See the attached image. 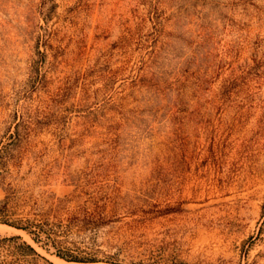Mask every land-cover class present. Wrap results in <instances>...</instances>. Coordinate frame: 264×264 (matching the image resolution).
<instances>
[{
    "label": "rangeland",
    "instance_id": "obj_1",
    "mask_svg": "<svg viewBox=\"0 0 264 264\" xmlns=\"http://www.w3.org/2000/svg\"><path fill=\"white\" fill-rule=\"evenodd\" d=\"M11 136L59 195L136 206L162 264H264V0H0Z\"/></svg>",
    "mask_w": 264,
    "mask_h": 264
},
{
    "label": "trees",
    "instance_id": "obj_2",
    "mask_svg": "<svg viewBox=\"0 0 264 264\" xmlns=\"http://www.w3.org/2000/svg\"><path fill=\"white\" fill-rule=\"evenodd\" d=\"M11 140L0 150V225L25 233L33 244L66 263L162 264L144 248V219L124 222L137 214L136 206L120 202L116 191L88 186L91 183L59 195L50 181L74 175L52 169L21 173L22 158L9 149L18 138ZM10 165L17 170L11 172ZM89 177L81 173L77 179ZM0 264L53 263L20 235H12L0 236Z\"/></svg>",
    "mask_w": 264,
    "mask_h": 264
},
{
    "label": "bare ground",
    "instance_id": "obj_3",
    "mask_svg": "<svg viewBox=\"0 0 264 264\" xmlns=\"http://www.w3.org/2000/svg\"><path fill=\"white\" fill-rule=\"evenodd\" d=\"M0 229L1 230H12V231H14L15 233H18V234H21V235H23V236H25V238H27V240H29V242L31 243V244H33V242L29 239V237L27 236V235H25V233H23V232H20V231H18V230H15V229H13V228H10V227H8V226H5V225H0ZM33 246H34V244H33ZM52 259L57 263V264H73V263H66V262H64V261H62V260H60V259H58V258H56V257H52Z\"/></svg>",
    "mask_w": 264,
    "mask_h": 264
},
{
    "label": "water",
    "instance_id": "obj_4",
    "mask_svg": "<svg viewBox=\"0 0 264 264\" xmlns=\"http://www.w3.org/2000/svg\"><path fill=\"white\" fill-rule=\"evenodd\" d=\"M75 264H77V263H75Z\"/></svg>",
    "mask_w": 264,
    "mask_h": 264
}]
</instances>
